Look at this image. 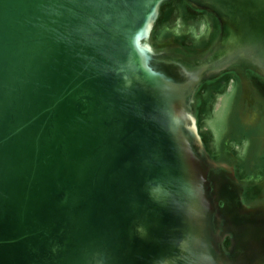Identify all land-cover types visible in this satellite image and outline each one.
Instances as JSON below:
<instances>
[{
  "label": "water",
  "instance_id": "water-1",
  "mask_svg": "<svg viewBox=\"0 0 264 264\" xmlns=\"http://www.w3.org/2000/svg\"><path fill=\"white\" fill-rule=\"evenodd\" d=\"M163 1L0 0V264L169 255L162 233L196 232L193 219L162 220L163 196L191 179L177 173L184 152L201 187L190 202H208L210 228L204 175L183 130L188 96L176 143L157 123L169 95L139 46Z\"/></svg>",
  "mask_w": 264,
  "mask_h": 264
},
{
  "label": "rangeland",
  "instance_id": "rangeland-1",
  "mask_svg": "<svg viewBox=\"0 0 264 264\" xmlns=\"http://www.w3.org/2000/svg\"><path fill=\"white\" fill-rule=\"evenodd\" d=\"M208 2L164 0L139 46L153 70L177 82L188 74L175 59L191 63L192 70L211 61L186 98L189 122L183 130L212 206L214 261L264 264V47L257 53V45L243 41L229 25L233 21H225ZM227 31L237 55L228 51L234 62L215 68Z\"/></svg>",
  "mask_w": 264,
  "mask_h": 264
},
{
  "label": "bare ground",
  "instance_id": "bare-ground-1",
  "mask_svg": "<svg viewBox=\"0 0 264 264\" xmlns=\"http://www.w3.org/2000/svg\"><path fill=\"white\" fill-rule=\"evenodd\" d=\"M216 2H218L220 5L218 6L216 4L220 8L221 13L224 15L223 19L225 21H233L229 23L233 30H237L236 32L239 35L242 33L243 41L245 40V42L255 43L258 48L256 52L262 54V47H264V0H216ZM229 35L230 31H227L226 36L221 40V50L219 54L220 59L212 63L215 68H221L226 65H230L232 62H234V56L237 55V52H234L235 50L232 51V49H234L236 46H233V41ZM230 50L232 51L231 55L234 56L227 55V52ZM167 61L169 62L170 60ZM175 61L180 66H182L184 71L188 74L187 80L183 82H174L167 78L162 72L150 71V73L153 76V78H151L153 83L159 87V90L163 91V95H169L168 100H163L162 103V105L167 103L166 105L169 106L167 107L168 110H165L166 119L163 118V114L161 113V120L158 119L157 123H159V126L162 128L165 127L167 129L166 134L169 132L170 138H172V140L177 143L179 141L177 134V123L179 120L175 119V115L177 114L181 118L185 116L180 103V97L182 96L183 98L184 95L190 97L189 95L193 92L195 85L207 74L209 67L206 66H211V61H209L207 65H201L200 68L196 70H192L194 65L188 63L184 59H175ZM173 86H178L176 88L179 90L178 92L169 94L167 90L169 91L170 87ZM161 137L162 139L160 141L162 143L164 136L161 135ZM161 137H158V139ZM186 154V152H184L181 156L178 154L180 156L179 163H181L182 170L180 169L177 173L180 172L182 175L184 173L186 174V177H191V179L186 178L184 183L176 182L174 186H171V190H169L170 193H168V191L165 194V197L163 196L162 200L164 201V208L162 212V220L163 226L166 227L167 224L174 222V220L184 223L185 219L190 222L193 219L195 220V225L192 227L196 230V232L194 235H192L191 231L187 234L185 232L186 229L182 227L180 231L174 230L170 231L169 233H162L163 240L161 241L158 239L157 244L163 243L164 247H162V250L165 251L166 248V253L169 255L163 254V257L161 254V258H158L157 254L160 252H154L151 255H157L156 262H153L155 260H152L151 258L147 260L148 257H146L143 258V260L138 264H216L212 253L214 246V242L212 243V234L205 221L206 217L208 219L210 211L208 208L210 206L207 201L205 203H200L199 199L196 200L197 202H190L191 194L201 199V187L196 183L198 179L194 169H190L187 172L185 170V165H188V155ZM175 156L177 157V155ZM203 197L204 196H202V199ZM206 211H208V214ZM167 241H170L169 245H167Z\"/></svg>",
  "mask_w": 264,
  "mask_h": 264
}]
</instances>
